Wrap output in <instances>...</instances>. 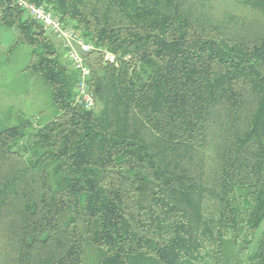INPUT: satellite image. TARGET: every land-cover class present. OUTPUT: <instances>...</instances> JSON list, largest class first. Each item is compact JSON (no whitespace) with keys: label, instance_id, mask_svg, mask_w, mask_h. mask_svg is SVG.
I'll return each instance as SVG.
<instances>
[{"label":"trees","instance_id":"16d2710c","mask_svg":"<svg viewBox=\"0 0 264 264\" xmlns=\"http://www.w3.org/2000/svg\"><path fill=\"white\" fill-rule=\"evenodd\" d=\"M28 1L93 45L95 107L0 0L54 108L0 129V264H264V0Z\"/></svg>","mask_w":264,"mask_h":264},{"label":"rangeland","instance_id":"374dc122","mask_svg":"<svg viewBox=\"0 0 264 264\" xmlns=\"http://www.w3.org/2000/svg\"><path fill=\"white\" fill-rule=\"evenodd\" d=\"M45 35L54 42L61 62L71 68L59 42L46 29ZM16 39L14 29L0 25V129L37 115L44 121L54 113L49 88L26 69L31 58L29 47L15 45Z\"/></svg>","mask_w":264,"mask_h":264},{"label":"built area","instance_id":"2783aa9c","mask_svg":"<svg viewBox=\"0 0 264 264\" xmlns=\"http://www.w3.org/2000/svg\"><path fill=\"white\" fill-rule=\"evenodd\" d=\"M26 15L48 30L59 42L65 56L76 72L74 103L86 109L95 107V98L90 88L91 70L86 63V55L93 50V45L80 35L75 29L66 26L50 11L28 0H13ZM106 60H112V55L105 54Z\"/></svg>","mask_w":264,"mask_h":264},{"label":"water","instance_id":"95a60500","mask_svg":"<svg viewBox=\"0 0 264 264\" xmlns=\"http://www.w3.org/2000/svg\"><path fill=\"white\" fill-rule=\"evenodd\" d=\"M42 31H43V29L41 28L40 32H42Z\"/></svg>","mask_w":264,"mask_h":264}]
</instances>
